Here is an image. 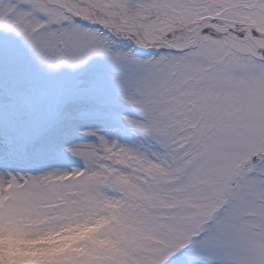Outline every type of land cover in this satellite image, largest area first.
<instances>
[{"label":"snow or ice","instance_id":"snow-or-ice-1","mask_svg":"<svg viewBox=\"0 0 264 264\" xmlns=\"http://www.w3.org/2000/svg\"><path fill=\"white\" fill-rule=\"evenodd\" d=\"M101 229L107 264H264V0H0V235L97 264Z\"/></svg>","mask_w":264,"mask_h":264},{"label":"rangeland","instance_id":"rangeland-1","mask_svg":"<svg viewBox=\"0 0 264 264\" xmlns=\"http://www.w3.org/2000/svg\"><path fill=\"white\" fill-rule=\"evenodd\" d=\"M120 43L122 47L128 46L127 41H121ZM138 51L142 50L138 49ZM96 126L105 127L103 124H98ZM105 134L108 135L110 139L117 138L121 143L127 144L128 146H133L142 150L150 148V145L146 141L136 136L131 131H126L123 135L118 137H113L110 132H106ZM75 142L86 145L91 142V139L87 137H77ZM63 166L65 169L79 168L81 170H83L84 167L81 160L71 157L67 158ZM102 231L101 229L97 232L95 241H90L87 238L78 239L74 243H71V248L66 251H71L72 255L79 257H83L90 253L92 256L96 257L97 264H107L105 257L114 250V243L112 240L101 235L100 233ZM74 235L75 233L72 232H62L53 243H49L47 240L27 242L0 235V264H15L17 257H24L29 261V264H39L41 254L39 252L27 251L28 249L49 248L58 245L63 246L64 244L70 243L68 238Z\"/></svg>","mask_w":264,"mask_h":264}]
</instances>
